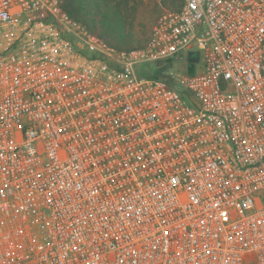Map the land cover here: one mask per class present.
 Returning <instances> with one entry per match:
<instances>
[{
    "label": "built area",
    "instance_id": "2783aa9c",
    "mask_svg": "<svg viewBox=\"0 0 264 264\" xmlns=\"http://www.w3.org/2000/svg\"><path fill=\"white\" fill-rule=\"evenodd\" d=\"M0 264H264V0H184L128 49L0 0Z\"/></svg>",
    "mask_w": 264,
    "mask_h": 264
},
{
    "label": "trees",
    "instance_id": "16d2710c",
    "mask_svg": "<svg viewBox=\"0 0 264 264\" xmlns=\"http://www.w3.org/2000/svg\"><path fill=\"white\" fill-rule=\"evenodd\" d=\"M61 1L64 10L75 18H78L79 14H81V18L86 19L88 12L93 11V13L99 17L98 20L94 19V17L90 18L92 25L96 26L97 24L96 27L100 30V32L96 33L119 49L127 48V46L124 45L123 37L125 36L124 13L126 11L125 8L127 7L126 3L128 0H120L116 2H114V0ZM146 65L147 64L140 65L137 68L139 73L142 71V74L140 73L142 76L155 79L161 77L167 78V76L163 74V68L157 69L155 65H151V67H147Z\"/></svg>",
    "mask_w": 264,
    "mask_h": 264
},
{
    "label": "rangeland",
    "instance_id": "374dc122",
    "mask_svg": "<svg viewBox=\"0 0 264 264\" xmlns=\"http://www.w3.org/2000/svg\"><path fill=\"white\" fill-rule=\"evenodd\" d=\"M116 1L120 0H114V2ZM183 2L184 0H128L126 3L127 7L125 8L126 11L124 13L125 36L123 38L124 45L127 46L125 49L141 46L157 17L161 13L179 9ZM80 15L81 14H79L77 18L78 20L85 23L93 31L100 32V30L96 27L97 24L96 26H93L90 21V18L92 17L96 20L99 18L93 13V11L88 12V16H91H87L86 19L81 18ZM146 66L151 67L150 64H147ZM178 67H180V64L176 63L171 70L176 72L178 71ZM140 69L143 70L142 68ZM140 73L142 74V71Z\"/></svg>",
    "mask_w": 264,
    "mask_h": 264
},
{
    "label": "water",
    "instance_id": "95a60500",
    "mask_svg": "<svg viewBox=\"0 0 264 264\" xmlns=\"http://www.w3.org/2000/svg\"><path fill=\"white\" fill-rule=\"evenodd\" d=\"M193 69H194V66L192 63L189 64V73L192 74L193 73Z\"/></svg>",
    "mask_w": 264,
    "mask_h": 264
}]
</instances>
